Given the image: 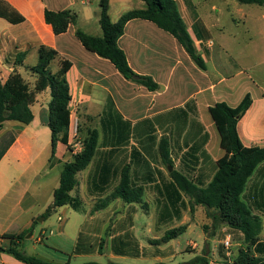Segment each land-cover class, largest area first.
I'll list each match as a JSON object with an SVG mask.
<instances>
[{"label":"crops","instance_id":"0c3cea01","mask_svg":"<svg viewBox=\"0 0 264 264\" xmlns=\"http://www.w3.org/2000/svg\"><path fill=\"white\" fill-rule=\"evenodd\" d=\"M131 1L109 0L113 23L132 10L146 7L142 0H135L136 5L130 7ZM220 1L176 0L206 70L190 58L176 38L154 23L135 19L126 25L118 45L134 73L150 77L158 85L152 91L126 79L109 60L86 50L76 37L77 29L102 37L100 0H0V9L7 6L23 18L21 23H11L0 17L2 83L17 71L33 88L36 76L30 69L37 65L43 46L58 52L51 64L53 73L59 71L61 60L71 62L67 73L71 101L61 114L69 125L67 145L59 141L53 153L52 131L46 123L52 100L50 88L40 93L31 106L34 119L29 125L7 121L0 128V236L27 232L21 250L57 264L73 259L93 262L84 260L106 256V251L108 263L133 264L142 257H151L156 264H168L166 260L172 254L163 247L168 243L156 246L152 241L181 226L186 227L185 233L200 227L206 241L205 230L196 217L190 223L184 222L182 204H190L189 198L175 185L171 173L180 172L200 186L212 180L216 162L225 152L210 108L219 102L237 107L250 94L253 103L239 122L240 138L246 147H264V85L246 86L238 78L239 73H216L218 84L214 83L210 59L216 43L210 32L215 23L206 21L199 6L210 4L209 12L220 16L227 9ZM46 10H71L78 16L77 24L56 35L45 20ZM219 47L229 54L226 47ZM20 55L24 61L17 65ZM90 130L98 132V147L91 164L77 175L78 186L71 193L78 208L66 205L44 218L53 206L64 165L73 159L74 150L81 148ZM162 153L168 158L164 160ZM125 168L129 169L132 186L144 189L142 204H129L121 198L106 203L119 186ZM243 198L262 219L261 240L252 251L264 258V163L250 178ZM150 203L156 204L154 210L150 206L149 211L141 212L136 206ZM54 213L60 223L58 232L50 227L49 234L41 230L35 237L38 223L53 225ZM206 216L213 220L208 211ZM72 220L77 228L67 229ZM86 223L89 227L84 229ZM229 229L241 239L236 244L237 252L230 246L223 253V259L234 263L245 247L243 234ZM10 243L0 239V247ZM190 245L197 247L196 243ZM135 248L140 255L132 254ZM195 254V258H204L203 264H210L203 254ZM0 264L24 263L0 251Z\"/></svg>","mask_w":264,"mask_h":264},{"label":"trees","instance_id":"16d2710c","mask_svg":"<svg viewBox=\"0 0 264 264\" xmlns=\"http://www.w3.org/2000/svg\"><path fill=\"white\" fill-rule=\"evenodd\" d=\"M144 9L132 10L124 14L118 22L113 23L109 15V0H100L101 17L100 26L102 37H95L76 30V37L84 48L98 56L109 60L116 69L128 80L135 81L154 91L158 85L150 77L137 76L131 69L125 52L119 47L118 41L124 35L126 25L135 19L146 20L154 23L159 29L172 35L186 50L190 58L203 70H206L204 59L198 54L194 40L183 20L176 0H142ZM243 5H257L264 8V0H234ZM0 17L11 23H21L23 18L15 15L7 6L0 9ZM78 16L71 10L53 12L46 10L45 20L52 26L56 35L65 33L70 25L77 24ZM58 58V52L46 47L39 50V60L30 71L36 76L34 87L31 88L22 75L17 71L2 83L0 80V128L7 121H17L29 125L34 115L31 106L37 100V96L51 89L52 100L49 105V113L46 123L52 131V149L55 153L57 143L60 141L67 145L69 125L61 114L66 112L70 101V87L67 81V73L71 62L61 60L58 72L53 73L51 64ZM24 56L17 57L16 64L22 65ZM253 99L247 94L237 107H231L225 102L216 103L210 108V114L221 138V148L225 155L216 162V172L212 180L206 186L189 179L184 174L173 171L171 176L179 190L189 198L191 209L202 206L208 211V215L214 222L227 225L235 231L243 234L244 249H241L235 258V264H264V258L255 256L252 248L261 240L263 229L262 219L255 215L243 196L250 178L257 168L264 163V147H246L239 134L240 120L251 108ZM98 147V132L90 130L83 143L81 153L66 163L60 177L59 187L54 192L53 206L48 208L44 218L49 217L56 208L66 205L77 209V200L71 193L78 186L77 175L84 171L92 162ZM165 159L168 156L162 153ZM144 189L133 187L131 184L129 169L122 172L121 181L116 190L108 197L106 203L115 198H121L129 204H142ZM176 205V204H174ZM186 231L185 226L173 228L166 232L160 240H154L156 246L169 243L177 239ZM26 233L3 234L0 239L9 240L8 247H0V251L13 255L24 264H57L46 262L34 256L26 255L21 247ZM136 249V248H135ZM132 252L134 256L140 255L138 249ZM204 258L197 257L188 264H203ZM64 264H72L66 262ZM84 264H100L88 262ZM120 264V263H107ZM163 264V263H160Z\"/></svg>","mask_w":264,"mask_h":264},{"label":"rangeland","instance_id":"374dc122","mask_svg":"<svg viewBox=\"0 0 264 264\" xmlns=\"http://www.w3.org/2000/svg\"><path fill=\"white\" fill-rule=\"evenodd\" d=\"M214 1V0H213ZM224 5L227 9L220 15L216 16V12H209L211 5L203 4L199 6V9L206 19V21H214L215 27L211 28V38L216 43L215 54L210 59V68L214 72V83L218 84L216 79V73L236 75L239 73L238 78L242 80L244 85L248 86L256 83L264 85V8L257 5H243L234 0H221L220 5ZM130 7L136 5V1L130 2ZM169 36V35H168ZM224 46L228 49L229 54L219 47ZM36 78V77H35ZM33 81H31L32 83ZM222 86H219L220 90ZM136 206L141 212L155 209L156 204L150 203L145 204L141 208L140 205ZM207 210L203 207H195L194 211H191V206L187 202L182 204V214L185 219L184 222H189L196 217L197 223H200L201 227L205 230V241L203 230L198 227L192 231L180 235L177 239L164 245L167 249V253L172 254L168 256L166 260L168 264H183L191 261L196 257V252L203 254L209 261L210 264H227L229 263L223 259V253L225 250V241L230 238V250L237 252L239 246L236 244L241 243V239L235 236L229 227L225 224L214 222L206 216ZM55 219L50 224H37L35 237L40 236L41 230L48 231V228H52L54 233L58 232L60 223L56 220V214L54 213ZM75 221V219H74ZM72 220L67 226V229L72 227L77 228ZM140 226L141 222H137ZM84 225V224H83ZM89 226L86 223L83 228L87 229ZM166 233V232H165ZM165 235V234H164ZM162 235V237L164 236ZM161 237V238H162ZM105 239L107 237L104 236ZM46 242V240H45ZM196 243L197 247L193 249V245L188 247L189 243ZM235 245V246H234ZM99 247V245H98ZM188 250L190 252L187 251ZM148 253V252H147ZM146 253V254H147ZM54 257H62L58 253H50ZM108 252L106 251V256ZM105 255L97 258H90L84 261H93L101 264L108 263L110 260ZM234 256L232 255V261ZM83 260L71 261L72 264L86 263ZM118 263V262H117ZM155 260L151 257H142L133 264H156ZM229 264H234L229 263Z\"/></svg>","mask_w":264,"mask_h":264},{"label":"built area","instance_id":"2783aa9c","mask_svg":"<svg viewBox=\"0 0 264 264\" xmlns=\"http://www.w3.org/2000/svg\"><path fill=\"white\" fill-rule=\"evenodd\" d=\"M77 133H78V123L77 122H75L74 123V127H73V134H74V136L76 137V135H77ZM74 137V138H75ZM80 147L81 148H78V149H75L74 151H75V155H77V154H79V153H81V151L83 150V144H81L80 145ZM60 220H62V219H60ZM230 238H228V239H226V241H225V247L226 248H229L230 247Z\"/></svg>","mask_w":264,"mask_h":264}]
</instances>
